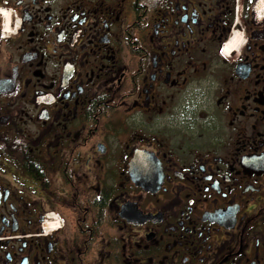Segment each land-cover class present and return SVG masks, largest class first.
Wrapping results in <instances>:
<instances>
[{
    "label": "flooded vegetation",
    "instance_id": "obj_1",
    "mask_svg": "<svg viewBox=\"0 0 264 264\" xmlns=\"http://www.w3.org/2000/svg\"><path fill=\"white\" fill-rule=\"evenodd\" d=\"M0 264H264V0H0Z\"/></svg>",
    "mask_w": 264,
    "mask_h": 264
}]
</instances>
